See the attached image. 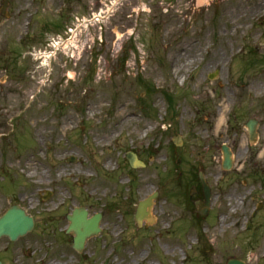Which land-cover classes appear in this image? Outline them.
<instances>
[{"label": "rangeland", "instance_id": "rangeland-1", "mask_svg": "<svg viewBox=\"0 0 264 264\" xmlns=\"http://www.w3.org/2000/svg\"><path fill=\"white\" fill-rule=\"evenodd\" d=\"M8 12L0 215L18 204L34 226L0 238L5 264H41L45 252L65 264H264V89L252 88L264 83V0H9ZM53 40L63 51L51 58ZM128 150L145 166L131 168ZM198 168L207 217L187 200ZM155 191L152 223L137 226V202ZM80 205L101 213V230L78 252L65 229Z\"/></svg>", "mask_w": 264, "mask_h": 264}, {"label": "water", "instance_id": "water-1", "mask_svg": "<svg viewBox=\"0 0 264 264\" xmlns=\"http://www.w3.org/2000/svg\"><path fill=\"white\" fill-rule=\"evenodd\" d=\"M7 6L6 0H3V5L0 8V12L6 16L7 12L5 8ZM255 121L249 120L246 123L250 138L255 137ZM223 151V167L229 168L231 165V152L227 146H221ZM130 165L137 167L143 165L141 162H138L135 158V155L131 154L127 156ZM201 182L205 191V202H196L197 211L201 214H206L208 211L209 205V190L208 186L205 183L202 173H199ZM154 195L149 196L147 199L139 202L136 212L135 220L137 224H140L143 218H149V209L152 204V198ZM87 213L83 208H77L74 210L71 216H68V219L71 221L68 232H73L74 236V247L78 250H81L83 244L91 235H95L99 232V219L100 215L95 214L91 218L86 217ZM33 227V219L31 216L27 215L23 209L18 206H11L0 216V237L8 236L11 240L16 239L18 236L24 235L26 232L30 231ZM227 264H244L242 261L236 259H230Z\"/></svg>", "mask_w": 264, "mask_h": 264}, {"label": "bare ground", "instance_id": "bare-ground-1", "mask_svg": "<svg viewBox=\"0 0 264 264\" xmlns=\"http://www.w3.org/2000/svg\"><path fill=\"white\" fill-rule=\"evenodd\" d=\"M198 1H201V0H198ZM252 88L255 89L256 91L262 90V89H264V83H256V84H253L252 85ZM226 102L228 103V99H226ZM219 111H220V117H219L218 122H217V128L220 127V125L222 123V118H223L222 109H220ZM111 161H112L111 159H107L105 161V163H104V166L110 165L111 164ZM34 169L36 170V166H34ZM57 171H58V174H61L62 172H64V170L62 168L58 169ZM29 174L31 175V174H33V172L29 171ZM41 174H43V172H41ZM139 188H146L145 191H147L149 189V186H147L146 184H144V185H140ZM62 194H64V192ZM231 200H233V196H230L229 197V201H231ZM115 230H116V227H114V230L113 231H115ZM165 248L167 249V245L165 246ZM65 255H66V253H62L60 255V257L64 258ZM44 256L46 257L47 255L45 254ZM137 257H139V258H147L148 255H147V253L141 251L138 254ZM42 260H44V259H42ZM71 260H72V257H69L67 261H71ZM65 262H66V260L59 261L57 259H48V260L44 261V264H65ZM151 263H153L151 261V259H148V264H151Z\"/></svg>", "mask_w": 264, "mask_h": 264}]
</instances>
